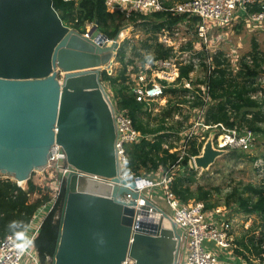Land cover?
<instances>
[{
  "label": "water",
  "instance_id": "obj_1",
  "mask_svg": "<svg viewBox=\"0 0 264 264\" xmlns=\"http://www.w3.org/2000/svg\"><path fill=\"white\" fill-rule=\"evenodd\" d=\"M13 1L6 0L5 12H0V174L20 185L45 169L53 143L65 153V195L51 264H73L77 260L79 264H115L116 256L118 264L126 258L133 264H162L166 257L168 261L167 251L172 254L171 263L176 264L182 231L137 192L142 178L128 180L122 175L114 148V108L99 79L100 71L115 63L126 29L108 40L95 23L81 34L64 26L51 0H46L48 6L42 15L54 25L49 31L39 23L38 2ZM222 153L213 148L209 134L201 154L194 158L196 168L205 170ZM87 179L102 183L106 192L87 191ZM138 199H144V204L138 206ZM72 209L75 218L85 221L86 227L95 232L90 234L93 254L88 260L81 261L76 237L64 245L66 234L72 230ZM153 210L170 222L169 233L163 234L157 223L142 222V214ZM119 230L125 247L122 243L118 254L110 256ZM163 236L172 239L170 244L164 242L165 259L162 251L146 244L151 239L164 240Z\"/></svg>",
  "mask_w": 264,
  "mask_h": 264
},
{
  "label": "trees",
  "instance_id": "obj_2",
  "mask_svg": "<svg viewBox=\"0 0 264 264\" xmlns=\"http://www.w3.org/2000/svg\"><path fill=\"white\" fill-rule=\"evenodd\" d=\"M51 3L62 24L81 34L86 32L87 24L96 23L99 31L108 40L113 39L120 29L128 26L127 24L139 27L146 35L133 44L122 42L115 57V62L120 67L113 73L106 70L99 73L100 82L113 99L114 110L125 112L132 120V126L142 135L138 142L124 145L122 175L126 179L150 176L152 178L158 171L169 175L172 172L168 189L182 203L200 201L204 203L206 210L224 204L227 207L237 205L239 210L245 213L264 212L263 187L250 182L238 183L230 185L223 192L220 187H206L197 182V171L189 168L188 159L199 155L203 141L191 137L184 150L178 149L177 145L172 143L173 140H180V132L185 129L184 124L189 118L188 109L204 104L201 86L207 88L210 99L205 108L206 123H222L227 128H246L264 138L262 105L249 97L256 89L254 79L264 65V54L258 50L255 42L252 50L247 53L253 59L252 65H247L242 60L237 70L232 69L230 61L224 57L226 53L220 49L209 53L213 66L209 67L210 72L206 73L208 68L202 64L201 75L197 74L191 81V67L181 66L175 83L166 84L161 81L166 85V102L159 111L152 113L148 110L149 103L136 100L133 82L129 76L144 69L146 64H153L154 61L166 59L171 55L172 49L158 42V35L162 30H171L186 20L188 26L194 29L198 18H187L186 14L174 15L167 11H155L146 15L132 14L126 18L119 12H107L104 0H51ZM191 46L192 42L189 41L186 48ZM200 55L204 57L206 52L202 50ZM137 63L140 70L137 69ZM186 80L191 84L190 90L184 87ZM188 95L192 98L188 99ZM153 105L154 103H151V106ZM175 115L180 119L174 120ZM164 145H167V148H164ZM32 175L24 187L10 178H0V240L8 234L25 231L35 212L52 200L49 186L36 184ZM64 195L63 183L59 196L43 218L33 239V248L41 264H51ZM262 239L264 231L260 232L257 239L251 237L242 244L248 251L249 247H253L251 250L258 254L259 246L256 244Z\"/></svg>",
  "mask_w": 264,
  "mask_h": 264
},
{
  "label": "built area",
  "instance_id": "obj_3",
  "mask_svg": "<svg viewBox=\"0 0 264 264\" xmlns=\"http://www.w3.org/2000/svg\"><path fill=\"white\" fill-rule=\"evenodd\" d=\"M104 4L107 12H119L126 18L132 14L146 15L155 11H167L174 15L186 14L187 18H198V22L194 26L196 42H192L191 48H182L186 47L189 42L180 34V31L190 33L189 24L186 20L171 30H162L158 35V42L172 49L168 58L156 60L153 64H146L144 69L150 75L141 69L138 73H132L129 76L133 82V93L136 100L149 103L148 110L152 113L159 111V108L163 106L159 104L155 108L151 107V103H157L160 98L164 97L166 85H163L161 81L166 84L175 83L181 66L191 67L189 81L201 72L202 64L208 68L206 73L210 72L211 68L209 67L213 66H211L212 58L209 53H215L218 50L210 47L208 43V35L212 28H227L237 22H242L246 31L264 32V0H186L168 8L163 6L161 0H104ZM253 8L258 10H253ZM89 26H94V24L91 23ZM177 39L178 43L176 42ZM202 50L206 52L204 57L200 55ZM224 57L230 61L233 70H237L242 60L247 65L253 63L251 56L239 55L236 50L226 53ZM189 81L184 82V87L190 90ZM254 86L256 89L249 97L262 105L261 110L264 114V65L261 66V72L254 79ZM200 88L204 104L193 109L187 108L189 118L184 124L185 129L180 132V140H173L172 143L176 144L178 149L184 150L189 138L196 137L204 144L211 134L212 146L216 150L222 152L244 150L251 163L252 181L250 183L264 188V138L261 141L259 139L261 134L246 128H227L222 123H206L204 120L205 108L210 99L207 88L204 86ZM187 98L191 99L192 97L188 95ZM112 117L115 131L114 148L117 159L123 167L125 161L124 145L138 142L142 135L132 126V120L125 112L114 110ZM173 119L180 118L175 115ZM164 148H167V145H164ZM194 158L195 156L189 157L188 166L197 171ZM47 168L51 169L50 172H56L58 179H51L53 175L49 173L50 182L48 186L51 190L52 200L40 207L35 212L36 215L41 208L46 206L48 208L47 213L52 209L64 183V174L67 172L66 156L62 148L56 143H53L49 150L47 166L40 172H48ZM171 174H163L159 181L145 177L135 178L144 180L137 186V192L149 201H151L152 188L160 185L161 194L172 212L171 220L182 231L177 253L178 264H219L218 252L225 253L227 256L235 255L238 258L237 264H264V239L256 244L259 246L258 254L251 250L253 247H249L250 251H248L242 244L248 238L257 239L260 232L264 231L261 229L264 223V212L245 213L239 210L237 205L227 207L224 204L206 210L204 203L200 201L191 200L182 203L168 189ZM0 178L6 177L0 176ZM96 179L101 180V178ZM137 204L138 206L143 205L144 199H138ZM39 226H36L34 232L28 236H26L25 230L21 233L8 234L1 239L0 264H41L33 248V239ZM24 237L25 242L22 241ZM208 244H211L212 248Z\"/></svg>",
  "mask_w": 264,
  "mask_h": 264
},
{
  "label": "rangeland",
  "instance_id": "obj_4",
  "mask_svg": "<svg viewBox=\"0 0 264 264\" xmlns=\"http://www.w3.org/2000/svg\"><path fill=\"white\" fill-rule=\"evenodd\" d=\"M128 26L123 27L126 30H124V38L121 40V43L124 41H129L130 44H133L140 39L144 38L146 35L143 31L140 30L139 27H135L132 24H127ZM86 32L88 30H91L93 26H89V24L86 25ZM190 28V27H189ZM195 29V27H194ZM194 29L190 28V33L180 31L181 36L184 37L187 41L190 42H196V38L194 36L195 32ZM180 37V36H179ZM128 42V43H129ZM178 43V39L176 41ZM253 42L257 44L258 50L264 54V32H256V31H246L244 28L242 22L241 23H235L231 27H214L209 32L208 35V43L210 47H214L216 49H220L224 53H231L233 50L237 51L239 55L247 54L252 50ZM180 46H183L180 44ZM182 48H186L185 46ZM212 49V48H210ZM138 67L137 69L140 70L139 64L137 63ZM120 67V65L115 62L112 67L109 69L106 68L108 73H113L115 70H117ZM129 69V68H128ZM131 69V67H130ZM144 69V73L147 75H150V73H147ZM149 71V70H148ZM201 75V73H198V76ZM105 92L107 93L109 100L112 103V97L109 93V91H106V88L103 87ZM166 96L164 95L163 98H160L155 105L151 106L154 107L166 102ZM259 139L263 141V136H259ZM244 155H243V154ZM210 167L206 168L205 170L198 169L197 170V182L200 185L206 186V187H220L221 190L224 192L226 189L229 188L230 185L238 184V183H248L252 181L251 177V163L247 156V153L244 150H233L223 152L222 155H219L214 162L209 165ZM48 172H35L32 175V179L36 184L39 185H49L50 182V174L52 173L53 176H51V179H58L57 173L51 171V169L47 168ZM0 176H3L0 174ZM151 177V176H150ZM148 177L149 179H152L153 181H159L156 176L154 175L152 178ZM101 180H106L101 178ZM65 181V180H64ZM25 183H22L21 186H24ZM153 191V197L151 202L159 207L165 214L168 215V217L171 219L172 212L170 208L168 207L165 199L163 198V195L161 194L162 190L160 188V185H157V187L152 188ZM221 202V200H220ZM49 206V205H48ZM46 208V209H45ZM41 209L43 210V215H37L34 219L33 226H29L26 229V236H28L30 233L34 232L35 227L40 224L38 223L41 221L46 213H47V206ZM40 212V211H39ZM38 212V213H39ZM158 222H156L160 227H163V217L161 215ZM22 241L25 242V237L22 238ZM226 255L221 254L220 259H225ZM177 260V257H176ZM128 262L127 264H133L132 259L125 260ZM176 264H178V260L176 261Z\"/></svg>",
  "mask_w": 264,
  "mask_h": 264
},
{
  "label": "bare ground",
  "instance_id": "obj_5",
  "mask_svg": "<svg viewBox=\"0 0 264 264\" xmlns=\"http://www.w3.org/2000/svg\"><path fill=\"white\" fill-rule=\"evenodd\" d=\"M6 1V0H5ZM3 1L2 3L0 2V12L1 11H4L5 12V9H4V2ZM36 2H38V6H40V11L38 13V18H39V23L41 26H43V28L47 27L49 31H52L54 29V25L48 21L45 17H43L42 15V10L48 6V2L46 0H35ZM16 2V0H14L12 2V4ZM18 3H20V1L17 0ZM22 2L24 4H27L26 0H22ZM32 6H35V4L33 2H31ZM34 10H36L34 8ZM0 29H1V24H2V14L0 13ZM5 24V19L3 21V25ZM52 33V32H51ZM43 59H47L46 57H44ZM34 64H36V61H33ZM30 67L32 68V66L30 65ZM109 69V68H108ZM210 167V166H209ZM94 179V178H93ZM252 179V178H251ZM98 180V179H97ZM99 181V180H98ZM85 186H86V190L89 191V192H95V193H105L107 188L100 182H97V181H93V180H86V183H85ZM43 209V208H41ZM40 209V210H41ZM39 210V211H40ZM73 210V215L69 214V217L70 219L73 220V222H71V232L69 235L66 234V237H65V241H64V245L67 244V240H70V239H73L74 237H76V246L78 249L77 252L80 254V259L81 261L84 260V259H87L93 254V247H90V246H93V243H92V236L95 232L89 230L86 225H85V221L83 220H79V219H76L75 216H74V209ZM38 211V212H39ZM72 216V218H71ZM112 217L114 218V215H112ZM142 217H144V220L142 221L143 223H145L146 225L148 223H156L158 222V220L160 219V216L159 214H157L156 212H154V210L152 212H146V213H143L142 214ZM162 233L163 234H167L169 233L170 231V222L164 218L163 219V222H162ZM128 229V228H127ZM74 230L76 231V233L74 232ZM90 234L92 236H90ZM122 236H123V233L122 231L119 230V234L117 235V240H115L116 242V248L113 249L112 247H110V256H116L118 254L117 250L120 248V246L122 245V243H124V247H125V238L122 239ZM164 240H157V239H151V240H148L146 241V244L148 243L149 245L153 246V248L157 251H162V258L165 259V252L167 251L166 249V246L164 245V242H167L166 244H170L172 241V239H165V237L163 236ZM168 240V241H167ZM74 242H72L70 244V247H72ZM120 244V245H118ZM99 245H103V244H100L98 243L97 246ZM138 243L135 242L134 246H137ZM125 249V248H124ZM86 250H87V254H86ZM136 253H135V256L136 257H139L140 254L137 250H135ZM124 252V250H122V253ZM167 254H169V257H168V261H167V257L165 260L161 261L162 264H172L171 263V252L167 251ZM117 256L115 257V264H118V259H116ZM121 258V257H120ZM128 258H126L127 260ZM158 260L160 261L161 258H158ZM157 261V260H156ZM167 261V262H166ZM125 262V263H124ZM122 262V264H127L126 261ZM73 264H79V260L77 261H73Z\"/></svg>",
  "mask_w": 264,
  "mask_h": 264
},
{
  "label": "crops",
  "instance_id": "obj_6",
  "mask_svg": "<svg viewBox=\"0 0 264 264\" xmlns=\"http://www.w3.org/2000/svg\"><path fill=\"white\" fill-rule=\"evenodd\" d=\"M184 0H161V2H162V4H163V6L165 7V8H168V7H172L173 5H175V4H177V3H180V2H183ZM155 178H157V180L159 179H161L162 178V176H163V173L161 172V171H158L157 173H155ZM154 181H156V180H154ZM154 193H153V191H151V200H152V195H153ZM46 209V208H45ZM48 209V208H47ZM44 210V209H43ZM43 210H41L39 213L37 212V215H40V214H42L43 215ZM48 211V210H47ZM36 214H35V218H36V216H37ZM34 217H33V219H32V221H31V223H30V225L31 226H33V222H34V219H35ZM43 220V219H42ZM42 220L41 221H39L38 223H41L42 222ZM38 225H40V224H38ZM37 225V226H38ZM25 233H26V231H25ZM37 233V231L35 232V234ZM208 246L209 247H211L212 248V246H211V244H208ZM218 254V257H219V264H237L238 263V261H237V259L238 258H236L235 257V255L234 256H232V255H228L227 256V254H225V253H221V252H218L217 253ZM221 254H223V255H226V257H225V259H220V255Z\"/></svg>",
  "mask_w": 264,
  "mask_h": 264
}]
</instances>
